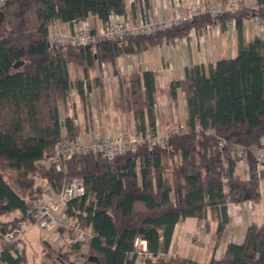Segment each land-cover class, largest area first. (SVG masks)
Returning <instances> with one entry per match:
<instances>
[{
  "label": "trees",
  "instance_id": "1",
  "mask_svg": "<svg viewBox=\"0 0 264 264\" xmlns=\"http://www.w3.org/2000/svg\"><path fill=\"white\" fill-rule=\"evenodd\" d=\"M124 8V0H0V160L18 175L13 185L0 171V263L24 264L20 236L6 240L2 235L19 228L22 219L31 220L29 199L77 177L85 192L68 202L66 212L90 225L94 236L86 244L44 241L50 264H138L141 256L143 264H264V222L248 224L241 243L229 242L208 261L168 253L174 227L186 217H196L208 229L215 216L219 241L228 221L226 204L260 199L264 164L256 170L248 154L243 178L237 172L240 158L231 155L229 145L264 147V30L246 42L242 24L252 16L264 18V9L240 8L213 18L203 13L178 26L95 46L49 43L56 20L94 15L105 21ZM229 18L235 19L237 53L187 65L183 77L170 82L172 98L177 87L183 91L188 131L172 132L164 145H141L112 158L74 154L60 169L45 164L64 129L70 137L80 133L74 117L62 118L59 111L72 89L84 95L81 78L70 77L69 63L88 76L96 64H114L119 55L142 52L163 39L188 37L192 26L200 31L220 22L224 27ZM93 79L98 85V77ZM156 100L152 69L121 78L116 108L131 112L136 129H155ZM137 236L146 240L141 255L135 252ZM88 254L97 260H88Z\"/></svg>",
  "mask_w": 264,
  "mask_h": 264
},
{
  "label": "crops",
  "instance_id": "2",
  "mask_svg": "<svg viewBox=\"0 0 264 264\" xmlns=\"http://www.w3.org/2000/svg\"><path fill=\"white\" fill-rule=\"evenodd\" d=\"M125 8L124 14L129 15L135 13L138 9L145 8L152 16L158 17L162 16L167 12H170L176 8V2H191V1H199L201 4H205L211 0H124ZM238 1V0H237ZM119 14H113V17H118ZM88 25L91 27H96L100 25L103 21H101L98 17L94 15L88 16L85 20ZM243 31L246 37V42H248L254 35L261 34L264 30V24L261 26L254 27V23L251 19H243ZM52 26L58 27H66L68 23H64L62 21L56 20L52 24ZM236 25H224L221 26L220 22H213L210 24V30L218 27L219 35L210 36L206 34L199 35L198 31L196 34H190L188 37H175L172 40L163 39V41L159 44L160 48H165V56L161 55L159 61L156 60V64H150V58L147 56L144 58L143 62L139 61V53L132 54L131 62H129V58L118 57L116 62L120 64L118 67L115 64V67H102V65H97L94 69L93 76L88 78L93 85V91H95L96 87L98 92L102 89L105 91V81L110 83H115L116 85L113 88V92H117V98L119 96V85L122 76L129 74L131 71H134L137 67L139 71L144 69H152L155 73V87L156 90L159 91L158 95L160 96V100L158 99L155 103L156 109V118L155 123L156 126L160 129H163L164 126L168 125V123H172L175 121H184L186 117V101L183 97L182 91L179 87L176 90L175 98H172L169 93V85L172 80L180 79L183 77L184 67L190 65L192 63H202L204 65L215 62V58L221 55V49L225 45L228 46L230 53L234 56L237 53V29ZM216 31V30H215ZM230 39V43L228 44ZM153 46V45H150ZM149 46V47H150ZM197 48L198 57H193L192 55V47ZM147 47V48H149ZM146 48V49H147ZM145 49V50H146ZM172 49V51H171ZM189 49V50H187ZM144 51V50H143ZM134 57H137L135 59ZM232 57V56H230ZM220 59V58H219ZM155 62V61H154ZM103 64V63H101ZM122 65V66H121ZM151 65V66H150ZM72 64H68L69 74L71 73ZM80 68V67H79ZM103 68V69H102ZM121 70V71H119ZM179 70V71H178ZM106 74L104 75V72ZM126 73V74H125ZM166 77V84L162 81V78ZM71 77V75H70ZM73 77H85L83 75V71L76 70ZM94 77H98L99 84L96 85L94 81ZM127 77V76H126ZM72 78V77H71ZM118 81V84H117ZM96 90V91H97ZM99 95L97 99L98 107H99V116L94 120L97 122H93L87 120L85 118V113L80 114L79 108L84 109L83 101L82 103L80 99H83V95L76 92L75 89H72L70 92V97L66 101V106L69 111L71 109H75L76 115L74 116L71 113H67L66 116H73L78 125L80 126V134L86 135L94 131L105 132V131H115L120 128V126L127 125L128 128L135 126V119L130 111L128 110H119L116 109L114 104L109 105V101L106 98V91ZM94 93V92H93ZM166 98V99H165ZM71 101V102H70ZM80 101V102H79ZM92 109H95L96 103L93 101ZM74 107L71 108L69 104ZM80 104V105H79ZM69 106V108H68ZM83 107V108H82ZM179 110V113H178ZM68 111V112H69ZM93 112V110H92ZM98 113V112H97ZM165 113V114H164ZM62 117V116H61ZM65 117V116H64ZM62 117V118H64ZM241 163L238 164L237 172L243 177L247 178L248 172L245 171L244 168L241 169ZM52 190V189H51ZM260 199L258 201H243L240 203L229 202L226 204V212L228 216V221L225 224L222 236L217 241L215 236V229L218 223V220L215 216L212 217L210 222V226L208 229L199 221L196 217H186L184 220L178 222L173 230L171 241L169 244V254H178L184 257L189 258L195 262H204L208 261L213 255L215 257L220 256V254L224 251L226 245L229 242L241 243L246 227L251 222L255 223H263L264 222V180L260 182L259 185ZM55 241L56 238L54 237ZM6 264V263H1Z\"/></svg>",
  "mask_w": 264,
  "mask_h": 264
},
{
  "label": "built area",
  "instance_id": "3",
  "mask_svg": "<svg viewBox=\"0 0 264 264\" xmlns=\"http://www.w3.org/2000/svg\"><path fill=\"white\" fill-rule=\"evenodd\" d=\"M264 9V0H221L208 2L202 5L199 1L176 2V8L162 16H152L145 8L138 9L135 13L126 15L119 14L108 18L96 27H91L84 20H73L68 22L66 27L51 26L49 32V43L51 45H92L114 38L136 34H151L169 27L178 26L185 22H191L195 16L206 13L211 18L226 11L236 9ZM251 21L257 26L264 24V18L252 16ZM226 25H234L235 19L229 18L225 21ZM202 30L209 32L210 25H205ZM198 32L193 26L190 34ZM82 87L84 94L93 93V85L86 77H82ZM185 121L174 126H166L163 129H146L144 131L136 129L118 130L116 132L94 131L85 136H68L65 129L62 136L57 140L54 151L45 161L47 166L54 165L57 169L61 168L62 163L74 154L91 153L101 157L112 158L115 155L133 151L141 145H164L167 137L172 132L188 131ZM219 147L224 145L222 137L218 139ZM230 153L233 157H239V163H245L248 154L252 155L255 161L256 170L262 168L264 164V147L250 144L244 145L238 142H231L229 145ZM246 164V163H245ZM247 169V165H246ZM85 192L83 182L80 178L72 177L66 179L60 188L47 192L42 195L33 196L28 201L27 211L31 221L43 228L51 227L56 234V241L65 239L67 242L88 243L94 236V230L90 225H84L69 216L66 212L68 202L83 195ZM26 220L19 222V230ZM135 252L139 255L146 250V240L137 236L134 240Z\"/></svg>",
  "mask_w": 264,
  "mask_h": 264
},
{
  "label": "rangeland",
  "instance_id": "4",
  "mask_svg": "<svg viewBox=\"0 0 264 264\" xmlns=\"http://www.w3.org/2000/svg\"><path fill=\"white\" fill-rule=\"evenodd\" d=\"M213 1H221V0H211L209 2H213ZM207 3L202 4V5H206ZM253 25H254V27L257 28L256 24H253ZM193 27L195 29H197L195 26H193ZM219 32L220 31H218V27H215V28H213V30H210L209 32L204 31V33H203L202 31H200L199 35L206 34V35H210V36H213V35L217 36V35H219ZM230 39L231 38L229 37L228 44L230 43ZM191 47H192V51L191 52H192L193 57H198L197 54H199V53H198L197 48H194L193 46H191ZM187 50H189V49H187ZM171 51H172V49H171ZM165 52H166L165 48H160V46H158V45L150 46L146 50H144V51L139 53V61L143 62L144 58H146L148 56L150 58V64H156L157 63L156 60L158 59V61H159L161 55H163V54L165 56ZM119 56L123 57V59L124 58H129V60H130L129 62H131L132 61L131 58H133L132 54H130V55H119ZM230 56H233L232 53H230L228 46L226 47L224 45L222 47V49H221V55L219 57H217V59H219V58H227V57H230ZM134 58L137 59V57H134ZM217 59L215 58V60H217ZM115 64H117V66L120 67L119 66L120 64H118V62H115L114 64H112V63L96 64L94 67H92V68H90L88 70V74L89 75L85 76V77L86 78L87 77L91 78L93 76V73H94V69L93 68H96L97 65H102V67H104V69H105V67H108V66L109 67H115ZM79 67L80 66H78L76 64H72L71 69H70V71H71L70 75H71L72 78H74L73 76H74V73H75L76 70H81L82 69V67H80V68ZM137 69H138V67L135 70H137ZM119 71H121V70H119ZM103 72H104V75H105L106 71H103ZM127 75H124L122 73L123 77H126ZM166 77H167V75H165L162 78V80H163L162 82L164 84H166ZM109 83H110V86L108 84V81H105V86H106V88H105L106 90L105 91H106V95H107L106 98L108 99L107 101H109V105L111 106V104L112 105L114 104V106L116 108V104L115 103L118 100V98H117V92H115V90L113 92V88L115 86H117V85H116V82L115 83L109 82ZM117 84H118V81H117ZM96 90H97V87H96L95 91H93L94 93H92V94H84L83 95L84 98L80 99L81 102L79 101L80 103H82V101H83L84 109L79 108V111L81 112L80 114L84 115V113H85L86 121L87 120H89V121L93 120V122L94 121L97 122L96 120H94V117L96 119L99 116V107H98V103L96 101L99 98V95L101 96V94H103V92H102L103 89L101 91H99V92H98V90L97 91ZM180 90H181V88H180ZM158 93H159V91H157V96H158V99L160 100V96L158 95ZM181 93L183 94V91ZM93 101H95V103H96L95 109H92V105L94 104ZM69 106L71 108L74 107L73 105L71 106V103L69 104ZM69 106H68V108H69ZM92 110H93V112H92ZM59 111H60V114H61L62 117L66 116L67 113H71L72 115L77 116L76 112H75V109L73 108V109H71V111H69L67 109V106H66L65 103H61L59 105ZM178 113H179V110H178ZM92 115L94 116L93 118H92ZM180 122H182V121H175V122H172V123H168V125H166V126H169V125L170 126H174V125L179 124ZM166 126H164V127H166ZM118 130L135 131L136 129L133 126L128 128L127 125H123V126H120V128L116 129L114 132H116ZM109 132H113V131H109ZM79 135H81V134L79 133ZM82 136H84V135H82ZM241 165H242L241 169L244 168V170L246 171L247 170L246 169V164L242 162ZM0 171L5 176L8 177V180H9L10 183L15 185L14 181L18 177L17 172L15 170L11 169L6 164V162L4 160H0ZM39 181L41 183H43V181H41V180H39ZM50 191H52V190H51L50 187H48V188L45 189L44 193H42V194H45V193L50 192ZM42 194H40V195H42ZM17 229L19 230V228H17ZM22 231L23 232L21 233V231L19 230V234L16 237L20 236V240L18 241L17 247L20 250H22V252L24 254V264H50V258L47 255L46 245H45L44 241H48L54 246L62 245L63 243L67 242L65 239L55 241L54 237H55L56 234L53 232V229L51 227L43 228V227L39 226L37 223H33L31 220H26L24 222V224L22 225ZM15 238H13V239H15ZM143 259H144V257H142V256L139 257V259L137 260V263L138 264H143Z\"/></svg>",
  "mask_w": 264,
  "mask_h": 264
},
{
  "label": "water",
  "instance_id": "5",
  "mask_svg": "<svg viewBox=\"0 0 264 264\" xmlns=\"http://www.w3.org/2000/svg\"><path fill=\"white\" fill-rule=\"evenodd\" d=\"M21 60L20 61H16L13 64V67H17L19 64H21ZM19 234V230L15 229L14 231H12L11 233H7V234H3L2 236L6 239V240H12L13 238H15L17 235ZM87 259L90 261H94L97 260V257L93 254H88L87 255Z\"/></svg>",
  "mask_w": 264,
  "mask_h": 264
}]
</instances>
